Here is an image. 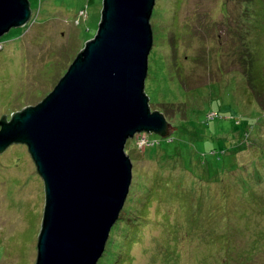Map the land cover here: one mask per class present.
Returning <instances> with one entry per match:
<instances>
[{
	"label": "rangeland",
	"instance_id": "374dc122",
	"mask_svg": "<svg viewBox=\"0 0 264 264\" xmlns=\"http://www.w3.org/2000/svg\"><path fill=\"white\" fill-rule=\"evenodd\" d=\"M29 4L27 23L0 37V117L7 119L53 88L94 35L102 0ZM150 22L144 90L174 130L126 141L128 195L145 201L133 202L135 222L122 212L128 239L115 231L121 240L112 264H264V0H155ZM155 178L159 186L145 197ZM43 205L27 146L10 144L0 152V264H34Z\"/></svg>",
	"mask_w": 264,
	"mask_h": 264
},
{
	"label": "water",
	"instance_id": "95a60500",
	"mask_svg": "<svg viewBox=\"0 0 264 264\" xmlns=\"http://www.w3.org/2000/svg\"><path fill=\"white\" fill-rule=\"evenodd\" d=\"M154 4L102 0L94 35L53 88L0 117V152L24 143L43 182L34 264H97L132 180L127 139L174 130L144 90ZM30 16L29 0H0V37Z\"/></svg>",
	"mask_w": 264,
	"mask_h": 264
},
{
	"label": "trees",
	"instance_id": "16d2710c",
	"mask_svg": "<svg viewBox=\"0 0 264 264\" xmlns=\"http://www.w3.org/2000/svg\"><path fill=\"white\" fill-rule=\"evenodd\" d=\"M142 133V132H141ZM141 133H139V135L137 136V137H139L140 136V134ZM159 143V142H158ZM145 146V145H144ZM241 148H239V150H240ZM146 150V149H145ZM154 151H156V148L155 149H153L151 152H154ZM160 151H162L163 152V150H160ZM163 154H164V152H163ZM175 155V154H174ZM166 155L164 154V157H165ZM173 155H169L168 157H172ZM176 156V155H175ZM217 157V156H216ZM175 159L176 158H172L171 160H173V162L175 161ZM217 161V160H216ZM219 163V164H218ZM217 163V165L215 164V165H213L212 166V172L211 173H213V176H220L221 174V172H224L225 171V169H226V163H225V161H224V163H223V166L221 165V163L220 162H218ZM222 168V169H221ZM229 171V170H228ZM154 181H156V183L155 182H153L151 185H149V186H146L144 189V193H145V197L147 196L148 197V193H149V189L154 185L155 187L157 186H159V184H160V180L158 179V178H155L154 179ZM169 184H170V186L173 184H171L170 182H169ZM161 186L163 187V185H162V182H161ZM131 189H133V187H131ZM131 191V190H130ZM130 193V192H129ZM137 201V202H144L143 200H141L140 199V197H134V196H127V198H126V201H125V204L126 205H124V207H123V209H122V211L120 212V217H119V219H118V221L114 224L116 227H115V230H114V236L112 237L113 239L110 241V244H109V251H108V255L106 256V260L103 262V264H112V260H113V258L114 257H116V250L118 249V246L116 245V243L117 242H119V240H121V236L120 235H126V231H124L123 230V227L121 228L120 227V225H119V223L120 222H125L123 219V217H122V212H124V213H126V214H130L131 212V215H129V218H130V220L132 221V222H135V218L137 217H139L140 216V207H136V206H133V202L134 201ZM127 202V203H126ZM134 219V220H133ZM127 223V222H126ZM128 228L130 227V226H127ZM126 228V227H125ZM118 231L119 233H121L120 235H115V231ZM124 231V232H123ZM116 236V237H115ZM119 236V238H117ZM109 237H110V235H109ZM126 237V236H125ZM127 238V237H126ZM222 238H224L225 239V241H229V238L226 236V238H225V236H223ZM128 239V238H127ZM228 243V242H227ZM227 243H226V245L225 246H227ZM121 247H122V245H121V242H120V245H119V249H121Z\"/></svg>",
	"mask_w": 264,
	"mask_h": 264
},
{
	"label": "built area",
	"instance_id": "2783aa9c",
	"mask_svg": "<svg viewBox=\"0 0 264 264\" xmlns=\"http://www.w3.org/2000/svg\"><path fill=\"white\" fill-rule=\"evenodd\" d=\"M143 143H146V142L143 141Z\"/></svg>",
	"mask_w": 264,
	"mask_h": 264
}]
</instances>
